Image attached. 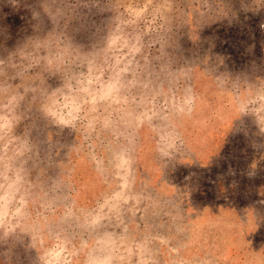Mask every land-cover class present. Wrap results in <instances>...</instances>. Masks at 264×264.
I'll return each instance as SVG.
<instances>
[{
  "label": "rangeland",
  "instance_id": "374dc122",
  "mask_svg": "<svg viewBox=\"0 0 264 264\" xmlns=\"http://www.w3.org/2000/svg\"><path fill=\"white\" fill-rule=\"evenodd\" d=\"M0 264H264V0H0Z\"/></svg>",
  "mask_w": 264,
  "mask_h": 264
}]
</instances>
